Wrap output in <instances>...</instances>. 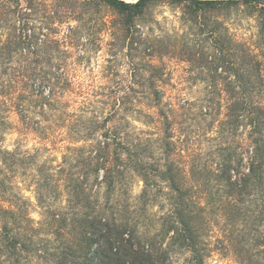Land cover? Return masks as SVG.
Wrapping results in <instances>:
<instances>
[{"label": "clouds", "instance_id": "obj_1", "mask_svg": "<svg viewBox=\"0 0 264 264\" xmlns=\"http://www.w3.org/2000/svg\"><path fill=\"white\" fill-rule=\"evenodd\" d=\"M0 264H264V0H0Z\"/></svg>", "mask_w": 264, "mask_h": 264}]
</instances>
